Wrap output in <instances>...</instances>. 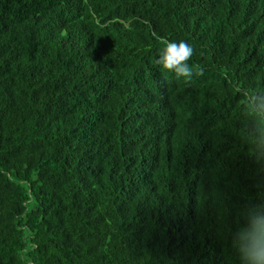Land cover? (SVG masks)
I'll use <instances>...</instances> for the list:
<instances>
[{"label": "trees", "instance_id": "1", "mask_svg": "<svg viewBox=\"0 0 264 264\" xmlns=\"http://www.w3.org/2000/svg\"><path fill=\"white\" fill-rule=\"evenodd\" d=\"M262 98L264 0H0V264H242Z\"/></svg>", "mask_w": 264, "mask_h": 264}, {"label": "clouds", "instance_id": "2", "mask_svg": "<svg viewBox=\"0 0 264 264\" xmlns=\"http://www.w3.org/2000/svg\"><path fill=\"white\" fill-rule=\"evenodd\" d=\"M164 47L160 52L157 64L169 72L175 73L176 77L190 79L193 76V68L188 61L194 55L192 45L184 40L179 43L175 41H164ZM198 75L203 74L199 69ZM255 103V100H254ZM259 107L264 108V98L261 99ZM257 163L264 165V141L258 142L251 153ZM264 208V205H258ZM242 264H264V216L254 218L251 227L245 229L239 241L234 239Z\"/></svg>", "mask_w": 264, "mask_h": 264}]
</instances>
